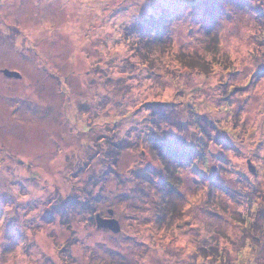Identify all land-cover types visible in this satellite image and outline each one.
I'll return each mask as SVG.
<instances>
[{"label":"rangeland","instance_id":"obj_1","mask_svg":"<svg viewBox=\"0 0 264 264\" xmlns=\"http://www.w3.org/2000/svg\"><path fill=\"white\" fill-rule=\"evenodd\" d=\"M215 2L0 0V264H264V0Z\"/></svg>","mask_w":264,"mask_h":264},{"label":"water","instance_id":"obj_2","mask_svg":"<svg viewBox=\"0 0 264 264\" xmlns=\"http://www.w3.org/2000/svg\"><path fill=\"white\" fill-rule=\"evenodd\" d=\"M4 75L7 77H16L19 78L20 74L17 71H11L8 69L3 70ZM109 215H112V211L108 210ZM96 225L97 227L109 229L110 231L117 233L120 230L119 223L116 219L114 218H104L100 217L99 215H96L95 217Z\"/></svg>","mask_w":264,"mask_h":264},{"label":"trees","instance_id":"obj_3","mask_svg":"<svg viewBox=\"0 0 264 264\" xmlns=\"http://www.w3.org/2000/svg\"><path fill=\"white\" fill-rule=\"evenodd\" d=\"M210 2H211V4H208L209 5V10H207L206 11V15L209 17V16H212L213 14H214V8H213V6L214 5H216V0H209ZM240 2L242 1V0H239ZM208 31H210V29L208 30Z\"/></svg>","mask_w":264,"mask_h":264}]
</instances>
